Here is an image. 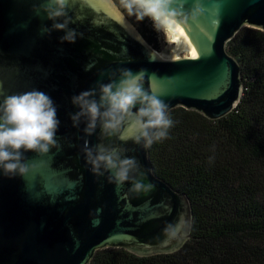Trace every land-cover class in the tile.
<instances>
[{"label": "water", "instance_id": "obj_1", "mask_svg": "<svg viewBox=\"0 0 264 264\" xmlns=\"http://www.w3.org/2000/svg\"><path fill=\"white\" fill-rule=\"evenodd\" d=\"M43 2L0 0V101L36 89L53 99L60 121L57 147L25 153L23 175L0 171V264H87L107 247L138 256L178 250L190 233L188 196L154 172L148 146L121 139L123 128L102 136L99 126L91 135L83 122L73 126L78 108L70 97L107 83L119 69H142L143 88L167 104V113L180 106L209 119L225 116L243 92L241 68L226 43L243 26L264 30V0H182L170 28L193 57L171 59L112 0H72L69 28L82 34L75 43L60 42L63 31L42 32L52 23L38 10ZM85 141L122 148L137 167L117 186L107 172H92Z\"/></svg>", "mask_w": 264, "mask_h": 264}, {"label": "trees", "instance_id": "obj_2", "mask_svg": "<svg viewBox=\"0 0 264 264\" xmlns=\"http://www.w3.org/2000/svg\"><path fill=\"white\" fill-rule=\"evenodd\" d=\"M136 27L159 48L147 17ZM226 51L241 68L236 107L218 119L175 107L167 137L148 146L154 172L190 200L188 239L148 256L107 247L87 264H264V30L243 26Z\"/></svg>", "mask_w": 264, "mask_h": 264}, {"label": "clouds", "instance_id": "obj_3", "mask_svg": "<svg viewBox=\"0 0 264 264\" xmlns=\"http://www.w3.org/2000/svg\"><path fill=\"white\" fill-rule=\"evenodd\" d=\"M129 16L137 21L149 18L157 28H169L182 15V0H120ZM72 0H44L39 6L46 19L52 21L42 32L63 31L60 42L75 43L77 33L69 28L75 21L68 15ZM87 70V68H86ZM107 83L81 91L70 97L78 111L71 114L73 126L81 122L83 131L91 135L99 126L101 135L115 134L122 128L121 139L144 147L167 137L173 121L167 104L143 88L144 71L119 69ZM60 121L53 99L45 92L31 91L4 96L0 101V171L11 178L28 170L24 154H44L57 147L55 139ZM86 161L94 174L108 173L109 182L122 185L137 167L134 157L124 156V149L98 144L90 147L85 141ZM136 189L142 185L136 184Z\"/></svg>", "mask_w": 264, "mask_h": 264}, {"label": "bare ground", "instance_id": "obj_4", "mask_svg": "<svg viewBox=\"0 0 264 264\" xmlns=\"http://www.w3.org/2000/svg\"><path fill=\"white\" fill-rule=\"evenodd\" d=\"M166 31L169 36L170 43L173 44L171 48H166L162 52L157 51L159 55L171 59L175 56L181 57L183 56H190L193 57V50L192 48L170 27L169 28H162Z\"/></svg>", "mask_w": 264, "mask_h": 264}, {"label": "rangeland", "instance_id": "obj_5", "mask_svg": "<svg viewBox=\"0 0 264 264\" xmlns=\"http://www.w3.org/2000/svg\"><path fill=\"white\" fill-rule=\"evenodd\" d=\"M114 4L123 12V14L126 16V18L136 27L140 24L141 21H137L134 16H129L126 12V10L123 8V6L120 3V0H112ZM149 22L152 23V26L157 34V41L159 43V48L155 49L156 51L162 52L166 48H171L173 44L170 43V39L166 31L162 28H157L154 26L153 22L147 18ZM184 54H182L183 56Z\"/></svg>", "mask_w": 264, "mask_h": 264}, {"label": "flooded vegetation", "instance_id": "obj_6", "mask_svg": "<svg viewBox=\"0 0 264 264\" xmlns=\"http://www.w3.org/2000/svg\"><path fill=\"white\" fill-rule=\"evenodd\" d=\"M137 28V27H136ZM138 29V28H137ZM139 31V30H138ZM140 32V31H139ZM141 33V32H140ZM142 35V33H141ZM143 36V35H142ZM144 37V36H143ZM144 39L146 40V38L144 37ZM147 41V40H146ZM147 43L151 46V44L147 41ZM152 47V46H151Z\"/></svg>", "mask_w": 264, "mask_h": 264}]
</instances>
